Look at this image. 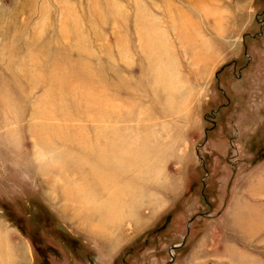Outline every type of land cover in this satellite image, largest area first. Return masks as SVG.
I'll return each mask as SVG.
<instances>
[{
  "label": "rangeland",
  "instance_id": "374dc122",
  "mask_svg": "<svg viewBox=\"0 0 264 264\" xmlns=\"http://www.w3.org/2000/svg\"><path fill=\"white\" fill-rule=\"evenodd\" d=\"M69 14L100 61L125 27L150 53L127 58L124 88L84 70L92 81L73 83L63 94L71 104L45 122L37 107L54 89L30 82L18 62L39 25L36 60L78 62L74 51L44 56ZM119 107L134 121L112 124L136 138L125 142L138 159L109 174L116 168L101 160L118 157L100 151L125 138L89 119ZM55 127L84 137L45 144ZM104 203L121 215L96 221L108 230L88 220ZM251 215L264 223V0H0V216L32 240L38 264H264V224L245 235L233 227Z\"/></svg>",
  "mask_w": 264,
  "mask_h": 264
},
{
  "label": "bare ground",
  "instance_id": "6f19581e",
  "mask_svg": "<svg viewBox=\"0 0 264 264\" xmlns=\"http://www.w3.org/2000/svg\"><path fill=\"white\" fill-rule=\"evenodd\" d=\"M72 14L67 15L66 16L67 19L63 22L62 30L64 33H63V37L61 38V40L55 41V39H51L47 43L43 44V48H44V56H51V55H60L61 56L62 55L65 57H70L72 55L71 52L74 51L77 54V55L74 54L76 56V58L77 57L79 58L78 62H73V63H72V61L70 63L52 62L51 64H44L42 61L36 60V58H34L35 54H36L35 50L37 49L36 43L39 41V39L41 37L42 38L45 37V34H46L45 33V34H42L41 36H39L40 33L38 30L41 27L40 25H39V27H37V30L35 31V34L33 35L34 43L33 42L30 43V45H29L30 50L27 51L26 57L31 59V61L27 60V58H25L24 61L22 59L18 62V64H19L18 69L20 70V72H25V75L27 76L28 80L31 79L30 82H32L33 84L34 83L37 84L36 81H38V79H44L47 82V85H46L47 89L48 90L54 89L51 92L50 91L47 92L45 99H44L45 101L42 102V100H43L42 99L40 101L41 103H39V105L37 107V110L40 111V112H38V116H40V118H42L45 122L50 120V118H52V119L55 118L54 115L56 113L57 108H59V104H64L65 107H67L71 104L70 101H72V100H71L70 96L68 94H65V95H63V94L64 93H70V91H71L70 87H71V85H73V83L77 82V80L80 82H84V80L87 82L92 81V79H93L92 77L82 76L83 74L86 73V72H83L84 70H86L87 73L88 72L93 73L94 71L98 72L97 80H99V81H102L105 79L107 80V79H111L112 77H115L119 82H118V84L114 85V87H118V86L122 87V88L127 87V83H126V79H125L126 76H124V72H123L122 68L124 65H127L129 63L126 61L127 58H128V60L134 59V56H132L134 49L135 50L141 49V48L136 49V46H135L136 44H134V41L131 42V40L129 38H127L128 34L130 32H132V28L130 29L128 27H125L124 29H122L123 34L117 35L116 48H114V47L112 48L111 46H108L106 48V53H107V51L109 52L108 53L109 56H106L108 59L106 58L104 60V58H103V60H102L103 62L100 61L98 58L96 59V57H94V55L92 54V51L89 50L90 48L86 43V38L84 36V31L82 30V28L80 26L78 28V25L75 23L73 24L74 28H72L71 24L73 23V20H74V18L72 20V17H70ZM110 17H112V16H108V17L105 16L104 19L108 21L109 20L108 18H110ZM122 20H125V17H123ZM134 22H135V26L133 28L135 29V33L140 34V35L141 34L144 35V32H142V33L138 32L141 30L138 27L139 22H138V20L136 21L135 17H134ZM149 35H150L149 33H146V36H149ZM74 37L78 38L80 41L73 42ZM70 40H71V42H70ZM71 45H73V46L78 45L79 48L76 46L74 49L71 50V48H69ZM143 48L141 50L146 49L147 52L150 53L149 45L145 44L143 46ZM116 49H118V50H116ZM146 50L143 51L144 55L146 53ZM138 51L140 52V50H138ZM139 57H140V55H139ZM11 60L13 61V59H11ZM11 60L8 63V68L12 67L10 65V63L13 64V62ZM101 65H103V68H101ZM172 75L174 76L173 73H172ZM175 79H176V77H175ZM60 80L61 81L63 80V82H60ZM174 81H176V80L173 79V81L170 82L171 85H173V86H174ZM66 90H69V92H67ZM188 101H189V99H188ZM121 103H119V104H121ZM104 106H105V108L103 109V111H106V112L111 111V114H112V108H110V103L105 104ZM123 111L124 110L120 109V107H119V109L117 111L115 110V113L113 114L112 117H106V114L105 115L102 114L101 116H99V115L98 116H91L92 118L89 119V121L95 120V121H98L99 123H102L103 126H102V130L100 131V134L114 135L117 138L118 137L125 138V139H123L122 144H116V145H108L107 144V145L103 146L101 151H100V154H102L103 151L106 152L107 150H109V152L113 153V156L115 155L116 157H118L117 159L109 158V161L101 160L104 162V165H109L110 167L116 168V169L111 168L112 170L110 171L109 174H113L114 170H115V174L119 173V169H117V168L121 164V162L123 160H125L123 158L133 159V160L138 159L136 153L129 154V151H128L129 150L128 149L129 144H131V145L135 144L136 138L133 139V137H131V138L128 137V133H126V134L123 133V130H119L116 126H114L112 124V122H115V121H117V122L125 121V123H129V124L132 123V121H134L133 119H130V120L123 119ZM56 118L60 119L59 117H56ZM62 119L67 120V121L74 120L73 116H66V117H63ZM108 122H111V124L113 126H109ZM105 123H108V124H106L108 126H106ZM80 131L81 130H79V129H78V131H75V129L68 130V129H62V128L55 127L52 131L48 130L43 135V137H42L43 139L42 138L41 139L45 144H47L48 142H53L56 144L57 140H61V139L64 140V138H66L67 136H70L72 138H83L84 136L82 135V132H80ZM96 135H98V134H96ZM92 138L93 137H91L89 139L87 138V140L92 141L93 140ZM125 140L126 141L129 140L128 142H130V143L127 144V142H125ZM73 142H74V140L72 139V143ZM94 151H96V150L90 151L89 153L93 155ZM145 158H147V156ZM75 160L76 159H72V161H74V162H75ZM94 166L95 165L92 164L91 168L94 169ZM70 170H72V169H70ZM72 172H74V171H72ZM105 173L108 175V171ZM91 182H93L95 184V182L97 183L98 180L95 177L92 179ZM74 187L79 188V189L81 188L80 185H78V183H76L74 185ZM74 187H72V188H74ZM117 191L119 192L120 189H118ZM125 191L132 193L133 188L128 187L125 189ZM109 201H114L115 202L114 205L119 204L121 207L122 206L127 207L129 204V203L126 204L123 201L121 202L120 199H118L116 196H113V195L109 196ZM131 207H132V205L130 206V208ZM105 208L107 210L105 212L101 213L102 214L101 217H99V215H92L91 217L88 218V220H90V222L93 223L94 225L95 224L98 225V223L96 221L104 219V221L111 222V221L118 219L119 216H121L119 211H118L119 208L117 206L115 207V209H113L111 206L108 208L107 205L105 204ZM96 214H98V213L96 212ZM237 215L239 216V214H237ZM123 216H125V215H123ZM255 216L254 215H251L249 217L247 216L248 218L245 220L243 219L242 216H241V218L236 216V220L232 222L233 227L235 229H237L241 235L246 234V232H245L246 227L250 228V230H253V231H254V229L258 230V228L262 227L264 223L261 220H259V218H257V216L256 217ZM102 226L98 225L96 227V225H95L96 228L108 230V227H106V226L102 227ZM93 227L94 226H92V228Z\"/></svg>",
  "mask_w": 264,
  "mask_h": 264
},
{
  "label": "crops",
  "instance_id": "0c3cea01",
  "mask_svg": "<svg viewBox=\"0 0 264 264\" xmlns=\"http://www.w3.org/2000/svg\"><path fill=\"white\" fill-rule=\"evenodd\" d=\"M0 264H38L32 240L0 216Z\"/></svg>",
  "mask_w": 264,
  "mask_h": 264
}]
</instances>
